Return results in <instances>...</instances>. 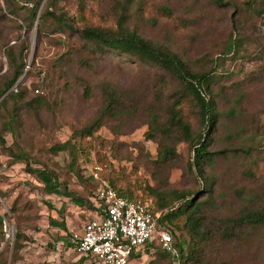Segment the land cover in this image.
Masks as SVG:
<instances>
[{
    "label": "rangeland",
    "instance_id": "1",
    "mask_svg": "<svg viewBox=\"0 0 264 264\" xmlns=\"http://www.w3.org/2000/svg\"><path fill=\"white\" fill-rule=\"evenodd\" d=\"M35 2L45 10L46 0H0V79L12 70L6 49L27 63L17 80L23 97L7 102L15 123L4 126L7 113L0 111L7 147L25 157L0 148V252L7 264H76L83 256L74 237L93 214L78 198L87 200L109 180L152 203L148 186L203 201L196 235L181 216L163 221L190 255L183 264H264V219L255 216L264 215V0H57L40 26L30 14ZM121 13L128 29L167 47L194 72L212 74L217 119L207 150L217 154L203 176L190 167L191 145L175 128L168 137L148 134L152 113L171 126L174 99L193 135L202 131L182 84L153 64L82 38L88 25L115 28ZM106 85L122 103L98 128L79 133L102 108ZM63 143L74 147V159L68 148L52 149ZM161 144L173 150L165 160L158 157ZM206 177L209 194L199 191ZM17 229L23 247L12 253ZM128 264L177 263L145 246Z\"/></svg>",
    "mask_w": 264,
    "mask_h": 264
},
{
    "label": "trees",
    "instance_id": "2",
    "mask_svg": "<svg viewBox=\"0 0 264 264\" xmlns=\"http://www.w3.org/2000/svg\"><path fill=\"white\" fill-rule=\"evenodd\" d=\"M216 4L221 5L222 0H213ZM57 0H46L45 10L38 12L39 2L32 4L30 8V14L33 19L38 20L39 26L45 20L47 14H52L50 10ZM65 16L60 21L65 26L70 27L66 23ZM30 27L28 26V29ZM81 36L86 41L96 44L100 47L124 53L130 56L137 57L143 62L150 63L155 65L160 70L169 74L172 78L179 81L182 84L183 89L190 96V99L193 101V105L196 108V114L201 123L203 129L196 135H193L191 131V126L182 116L179 114V110L176 107L179 103L178 99H174L169 103L168 117L167 119L171 126L166 127L162 125L157 120V115L152 113L150 116V132L148 134L152 135L156 132L161 133L165 137H168L173 128L180 132L183 136V139L188 141L191 145L193 152L192 159L190 161V167L194 168V171L203 176V166L206 164H211L214 158V155L217 152H209L207 150L209 132L210 129L214 126V123L217 119V112L215 110L214 104L209 97L210 92V82L213 79V76L210 72H194L189 65L181 59L176 53L168 49L167 47L156 44L139 36L136 32L128 29L125 25L124 14L121 13L116 19L115 28L111 27H102L95 25L85 26L81 30ZM5 54L8 61L12 64V70L10 74L4 75L0 79V111L4 109L7 113V122L3 123L5 126L12 125L15 123L16 114L15 108L8 109L7 102L13 99H19L23 97L22 88L17 83L19 77L24 73V69L27 66V63L23 61L20 57L18 60L13 56L11 49H6ZM104 103L98 114L92 119L86 126H84L79 133L91 132L94 129L98 128L104 119V117H111L115 113L116 104L122 103V98L110 88V86H104ZM30 105V103H29ZM37 112V110H35ZM0 148H8L11 156L17 160L25 159L24 154L20 151L15 152L7 147L4 136L0 132ZM69 149L71 159H74V147L68 146L67 144H58L55 145L52 149L54 151ZM173 150L167 144H161V148L158 152V157L165 160L168 156L172 155ZM33 170V169H32ZM36 173H44L40 170H33ZM205 183L203 188L199 191H205L207 194L211 191L212 179L206 177L204 179ZM108 184L114 188L120 195L133 199V197L122 190V188L117 187L112 180L108 181ZM148 193L153 198V211H160L162 214L158 218L159 224L169 230L172 235V244L175 249L176 255H171L167 252L172 260L177 264H183L190 260L189 253L184 254V249L182 243H175L173 231L163 225L164 220H172L175 217L181 216L183 218V225L193 234L196 235L199 232L200 227V218L202 216L203 201H196L195 196H188V193L177 190L174 188L166 189L155 186L147 187ZM209 192V193H208ZM194 193H198V190ZM80 201L88 202V205L91 207L94 212L97 209L96 201L94 200V192L88 197L87 200H84L82 197L78 198ZM256 218L262 220L264 215L261 213H255ZM2 215H0V226L2 225ZM24 234L21 230L17 229L15 233V240L12 245V253H17L19 249L23 247L22 239ZM75 246V242L73 243ZM150 247H152L150 245ZM155 249V247H153ZM139 255V254H138ZM133 255L132 258L138 256ZM79 261L76 264H81L85 258L91 259L89 255H82ZM182 258V262H181ZM92 260V259H91ZM0 264H7L3 259V255L0 252ZM9 264H13L12 261Z\"/></svg>",
    "mask_w": 264,
    "mask_h": 264
},
{
    "label": "built area",
    "instance_id": "3",
    "mask_svg": "<svg viewBox=\"0 0 264 264\" xmlns=\"http://www.w3.org/2000/svg\"><path fill=\"white\" fill-rule=\"evenodd\" d=\"M94 200L97 209L84 222L81 235L74 237L78 253L99 264H128L150 245L176 255L171 233L158 222L162 213L153 211L150 199L126 198L103 182Z\"/></svg>",
    "mask_w": 264,
    "mask_h": 264
}]
</instances>
